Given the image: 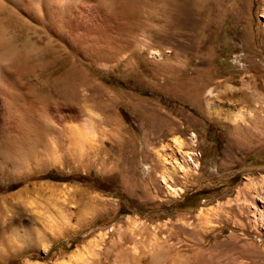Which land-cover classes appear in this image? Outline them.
Here are the masks:
<instances>
[{"label": "rangeland", "instance_id": "1", "mask_svg": "<svg viewBox=\"0 0 264 264\" xmlns=\"http://www.w3.org/2000/svg\"><path fill=\"white\" fill-rule=\"evenodd\" d=\"M73 2L0 5V264H264V0Z\"/></svg>", "mask_w": 264, "mask_h": 264}, {"label": "bare ground", "instance_id": "2", "mask_svg": "<svg viewBox=\"0 0 264 264\" xmlns=\"http://www.w3.org/2000/svg\"><path fill=\"white\" fill-rule=\"evenodd\" d=\"M59 1H61V0H59ZM63 1H64V0H63ZM65 1H66V0H65ZM69 1H70V2L74 1L73 3H75V6H76L77 3H78V0H69ZM15 2H16V1H15ZM19 2H20V1H19ZM80 3H81V2H80ZM3 4H4V0H0V5L2 6ZM78 4H79V3H78ZM18 5H19V4H18ZM21 5H22V4H21ZM23 6H24V5H23ZM35 6H36V5H35ZM2 7H4V6H2ZM78 7H79V9H80L79 11H80L81 14L86 13V12H89V9H87L86 7H84L83 4H81V6H80V5L77 6V9H78ZM28 11H29V10H28ZM28 11H27V13H28ZM91 12H92V11H91ZM95 12H96V11H95ZM78 13H79V12H78ZM78 13H77V14H78ZM80 13H79V14H80ZM79 14H78V15H79ZM81 17H82V16H81ZM35 18H36V17H35ZM3 20H4V19H3ZM5 29H7V28H5ZM4 32H5V31H4ZM5 35H6V34H5ZM2 37H3V36H2ZM6 37H7V36H6ZM6 37H5V38H6ZM1 39H2V38H1ZM8 40H9V39H8ZM2 43H3V42H2ZM3 44H4V43H3ZM3 44H2V45H3ZM0 45H1V44H0ZM2 45H1V46H2ZM4 45H5V44H4ZM6 45H7V44H6ZM4 47H5V46H4ZM4 47H3V49H4ZM10 47H11V46H10ZM9 49H10V48H9ZM1 51H3V50H1ZM6 52H7V51H6ZM17 54H18V53H17ZM5 58H6V57H5ZM5 58H4V59H5ZM14 61H15V60H14ZM18 72H19V71H18ZM4 78H5V77H4ZM5 83H6V82H5ZM3 84H4V83H3ZM77 138H78V137H77ZM239 157H240V156H239ZM262 202H263V201H262ZM263 203H264V202H263ZM263 207H264V204H263ZM260 214H261L262 219H263V218H264V208L261 210V213H260ZM137 251H138V250H137Z\"/></svg>", "mask_w": 264, "mask_h": 264}]
</instances>
